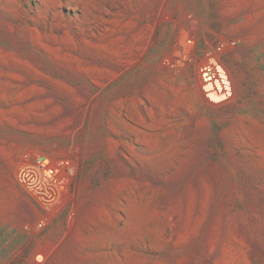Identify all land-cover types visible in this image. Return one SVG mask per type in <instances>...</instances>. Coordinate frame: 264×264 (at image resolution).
<instances>
[{"label": "rangeland", "instance_id": "1", "mask_svg": "<svg viewBox=\"0 0 264 264\" xmlns=\"http://www.w3.org/2000/svg\"><path fill=\"white\" fill-rule=\"evenodd\" d=\"M25 151L72 159L41 228ZM0 264H264V0H0Z\"/></svg>", "mask_w": 264, "mask_h": 264}, {"label": "built area", "instance_id": "2", "mask_svg": "<svg viewBox=\"0 0 264 264\" xmlns=\"http://www.w3.org/2000/svg\"><path fill=\"white\" fill-rule=\"evenodd\" d=\"M203 72V70L201 69ZM204 74V72H203ZM72 159L39 155L25 151L16 170V180L26 193L46 212L36 228H41L48 217L57 212L68 195Z\"/></svg>", "mask_w": 264, "mask_h": 264}, {"label": "bare ground", "instance_id": "3", "mask_svg": "<svg viewBox=\"0 0 264 264\" xmlns=\"http://www.w3.org/2000/svg\"><path fill=\"white\" fill-rule=\"evenodd\" d=\"M223 64V63H222ZM204 74L201 86L211 101H220L233 94L232 81L223 65L213 57L206 58L201 65Z\"/></svg>", "mask_w": 264, "mask_h": 264}]
</instances>
